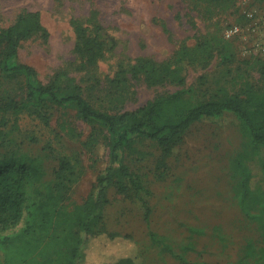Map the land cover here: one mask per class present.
<instances>
[{"label":"rangeland","instance_id":"rangeland-1","mask_svg":"<svg viewBox=\"0 0 264 264\" xmlns=\"http://www.w3.org/2000/svg\"><path fill=\"white\" fill-rule=\"evenodd\" d=\"M228 4V9L209 18L199 12L201 6L197 8L193 0H0V27L10 26L23 12H41L50 40L45 44L35 36L24 43L21 60L34 66L47 82L77 59L71 20H86L98 11L101 24L118 42L96 71L106 82L115 76L119 63L129 65L141 57L161 62L170 59L182 42L193 46L201 38L220 39L232 26H243L247 40H233L238 57L232 63L223 62L215 51L208 67L186 64L187 95L200 100L221 88L239 92L247 81L259 79V71L243 63L253 56L244 53L247 45L242 41H264V30L248 31L247 17V13L261 10L263 0H230ZM126 77L127 86L109 85V100L97 88L86 94L99 108L134 111L177 89L173 85L150 88L144 80L132 79L130 73ZM73 116L61 119H68L72 129L68 133L60 128L58 112L50 127L26 115L16 126L15 117L8 115L6 126L0 113L1 153L17 151L39 158L45 167V181L55 178L61 160L75 163L76 175L67 191L69 209L88 199L107 161L105 148L91 154L84 147L92 129ZM144 149L145 156L129 163L152 191L148 198L153 209L151 224L145 221L141 200L111 189L104 225L109 235L118 236L91 242L85 264H110L129 253L138 264H182L171 252L153 245L150 231L165 236L172 251L189 263L264 264V145L253 140L237 116L229 113L193 127L185 144L162 168L161 152L150 145ZM23 226L24 222L3 235H12ZM3 256L0 243V260Z\"/></svg>","mask_w":264,"mask_h":264},{"label":"trees","instance_id":"trees-1","mask_svg":"<svg viewBox=\"0 0 264 264\" xmlns=\"http://www.w3.org/2000/svg\"><path fill=\"white\" fill-rule=\"evenodd\" d=\"M201 6L200 13L212 18L229 8L230 0H193ZM76 42L77 59L72 65L58 70L47 82L38 70L21 60V48L35 36L47 44L50 32L39 11H26L8 27H0V113L2 124L8 125V115L18 120L26 115L35 117L50 127L59 114L62 130H72L63 115L89 125L92 129L83 145L91 154L107 150V161L99 173L88 199L69 209L67 191L71 188L76 165L70 159L60 161L55 178L45 181V167L39 158L26 153L0 152V243L4 256L0 264H85L91 242L109 235L105 229V211L110 204L111 189L142 201L145 221L151 224L153 209L148 203L152 191L143 176L132 170L129 162L145 156L150 145L161 152L159 168L166 165L174 151L183 146L193 127L207 120L234 114L250 130L253 140L264 145V58L252 55L244 64L259 71V79L247 81L241 90L221 88L200 100L188 97L187 65L208 67L217 51L226 64L238 57L235 41L225 38H201L195 45L182 42L170 59L156 61L141 57L126 65L119 63L115 76L103 81L97 76L101 63L113 53L117 40L101 24L98 11L86 20H71ZM75 66V68H73ZM142 79L150 88L173 85L177 89L156 96L134 111H114L95 106L87 91L96 88L111 98V88ZM77 74V75H76ZM16 84V85H14ZM3 131L0 130V136ZM244 182V184H246ZM24 226L12 235L5 232ZM153 245L171 252L182 264L184 256L172 251L165 236L150 231ZM187 248L185 250H189ZM123 254V253H122ZM121 254V255H122ZM110 264H138L131 253Z\"/></svg>","mask_w":264,"mask_h":264},{"label":"built area","instance_id":"built-area-1","mask_svg":"<svg viewBox=\"0 0 264 264\" xmlns=\"http://www.w3.org/2000/svg\"><path fill=\"white\" fill-rule=\"evenodd\" d=\"M248 21L250 25L248 31L253 33H258L259 31L264 30V0L261 10H254L247 13ZM225 38L228 40H236L240 38L241 40H247L245 36V31L243 26L234 25L231 28L227 29L224 34ZM247 45L244 48V53L251 55H257L264 58V41H242ZM250 43V44H249Z\"/></svg>","mask_w":264,"mask_h":264}]
</instances>
